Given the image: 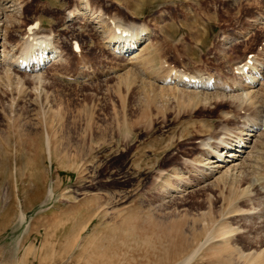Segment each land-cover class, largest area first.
Instances as JSON below:
<instances>
[{
    "label": "rangeland",
    "instance_id": "obj_1",
    "mask_svg": "<svg viewBox=\"0 0 264 264\" xmlns=\"http://www.w3.org/2000/svg\"><path fill=\"white\" fill-rule=\"evenodd\" d=\"M108 16L143 27L137 50ZM37 21L55 57L19 66ZM0 61V264H264V125L250 169L210 177L200 141L236 140L233 108L173 79L241 83L260 123L264 0H0Z\"/></svg>",
    "mask_w": 264,
    "mask_h": 264
},
{
    "label": "bare ground",
    "instance_id": "obj_2",
    "mask_svg": "<svg viewBox=\"0 0 264 264\" xmlns=\"http://www.w3.org/2000/svg\"><path fill=\"white\" fill-rule=\"evenodd\" d=\"M102 13L100 14L101 16L103 15ZM72 14H74L73 10L68 12L66 17L71 18ZM103 18H104L103 20H105V17H103ZM108 18H110V20L112 22V25L110 24L111 27L113 28L112 32L114 31V33H115V34L113 33V36H110L112 38V39L110 38V40L113 41V43L116 45V49H120L121 52H123V53L133 51L134 49L137 50L138 47L140 46V40H141V38L138 37V35H140V33H139L140 31L144 30L143 27L141 26L142 27L141 28V27H137V25L136 26L134 25V27L125 28V27L121 26L120 23L114 24L115 23L114 20H117V18H114V16L113 17L108 16ZM125 25H128V24H125ZM129 26H131V24H129ZM132 26H133V24H132ZM28 30L30 32L28 34L23 35V37H21L22 38L21 42L16 45V46H19L22 54L20 53L21 56L15 57V61L19 64V66H21L22 61H26L27 65L30 66L31 69H36L41 65L40 64L41 62L44 63V60L46 58L55 57L54 53L56 51H55V49H53V47L49 48L50 46L41 47L40 44L42 43V41H40V40L36 41L37 38L44 39V38H47L49 36L43 35V33L41 34L37 27H34L32 29L28 27L27 31ZM125 31L127 32V34L123 35V33ZM113 37H115V38H113ZM47 40H49V39H47ZM48 42L50 43V41H48ZM34 45H37V47H38V51H36V52L34 51L36 48L33 49ZM47 45H49V44H47ZM2 51H3V49H2ZM134 55L135 54H133V56ZM6 56H4V57H6ZM6 58H8V57H6ZM133 58H135V57H133ZM145 58H147V57H145ZM10 60L14 61V56H13V59L10 58ZM33 60H35V61H33ZM5 61L3 60L2 62H5ZM239 62H241V61H239ZM242 62H241V64H237L236 66L233 65L234 66V73L240 74L241 77L244 79V82L247 83L248 87H254V84L257 83L258 81H260L259 77H260V74H262L263 72L260 73L259 69H257L254 66V63L251 62L250 59H248L246 61H242ZM259 64H262V63H259ZM18 67H16V68H18ZM168 72L169 71H166V73H168ZM169 74H171V72ZM173 77H174L173 79L175 81V84L178 86H182L184 88H201V89H206V90L214 89V91L216 93L218 92L222 96H227L226 99L231 103V106L233 108L232 110H230L232 116L231 115L227 116V114H226V117H225V114H224V116H222V124H220V126L223 128L226 126L229 127L228 125H230V124L234 125L233 127H234V130L236 133V140H232L230 138L220 136L218 138V141H217L216 140L217 138L215 135L213 137H204L200 141V145H201L200 148L203 149L204 155L207 157V161H209V162H207V165L204 164L205 166L204 165L203 166L207 170L210 177L213 176L215 173H218V172H219V174H222L224 172H226V173L231 172V171H233V172L239 171L240 172L241 169L242 170L250 169L249 167L252 165V160H251L252 159L251 158L252 153H250V150H249V152H246L244 150V148H246V147L250 148V145H251L250 143H252V141H253V143L251 145V147H252L251 151L255 150L257 148V146H259L262 139H261L260 133H258V134L255 133V128L257 126L262 127V125H264V120H263L264 117H263V119H261V118L259 119L262 122V123L261 122L259 123L257 120V118H259L258 113L261 112L260 111L261 107H259V106H255V104L252 105L254 108L253 111L250 110L251 108L249 106H246V105L242 106V103L244 102L243 98H242L243 94L235 93V91L239 90L238 88H240V87L241 88H246V87L245 86L242 87L241 83H236V82L232 85H225L224 84L221 86V84L215 83V81L211 79L212 77H204L201 75H191V74H185V73H177L176 74L174 72ZM171 78H172V76H171ZM220 89H221V91H219ZM259 90H256L253 97L256 99L255 101L260 102L261 105H263L264 104V102H263V91L261 92ZM262 90H263V88H262ZM224 92H227V93L229 92V93L225 94ZM235 109H237V111H234ZM261 114H262V112H261ZM260 116H262V115H260ZM231 120L233 121V123H230ZM236 128L239 130H237ZM223 130L228 131L229 129H223ZM230 134H232V132ZM237 134H238V136H237ZM225 136H226V134H225ZM227 136H229V135H227ZM254 137L256 139H252ZM246 144H250V145L246 146ZM245 152H246V154L243 156V153H245ZM202 171H203V169H202Z\"/></svg>",
    "mask_w": 264,
    "mask_h": 264
}]
</instances>
